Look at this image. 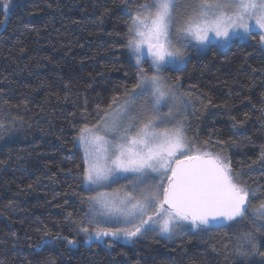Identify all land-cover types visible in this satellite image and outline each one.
<instances>
[{
    "label": "trees",
    "instance_id": "1",
    "mask_svg": "<svg viewBox=\"0 0 264 264\" xmlns=\"http://www.w3.org/2000/svg\"><path fill=\"white\" fill-rule=\"evenodd\" d=\"M151 2L12 0L5 15L0 0V264H264V234L251 216L235 227L167 236L92 234L91 193L75 141L134 88L129 20ZM258 40L190 49L182 66L166 67L163 76L186 103L193 146L225 156L240 182L264 199ZM141 65L150 71L147 60Z\"/></svg>",
    "mask_w": 264,
    "mask_h": 264
},
{
    "label": "snow or ice",
    "instance_id": "2",
    "mask_svg": "<svg viewBox=\"0 0 264 264\" xmlns=\"http://www.w3.org/2000/svg\"><path fill=\"white\" fill-rule=\"evenodd\" d=\"M2 7L5 15L10 13L12 0H2ZM128 33L127 47L138 69L134 88L119 102L115 115L98 112L95 125L79 130L85 146L84 186L94 193L88 197L91 214L86 218L89 223H98L97 217L116 222L122 218L131 225L97 229L96 238L131 239L156 230L170 235L182 224L200 230L235 227L250 216L264 234V199L240 182L225 156L194 147L182 123L167 127L166 117L174 115L171 107L165 114L160 111L174 98L162 69L178 65L186 55L174 39L184 41L185 47L191 39L199 45L215 41L224 47L258 34L264 47V0H186L183 5L179 0H153L139 5ZM144 45L151 58V75L140 67ZM112 103L117 104V99ZM260 159L264 160V150ZM113 184L120 186L101 191ZM248 243L256 248L253 240ZM68 244L75 242L68 240Z\"/></svg>",
    "mask_w": 264,
    "mask_h": 264
},
{
    "label": "rangeland",
    "instance_id": "3",
    "mask_svg": "<svg viewBox=\"0 0 264 264\" xmlns=\"http://www.w3.org/2000/svg\"><path fill=\"white\" fill-rule=\"evenodd\" d=\"M152 2H153V0H152ZM152 2H151V3H152ZM185 2H186V0H179V3H180L181 5H183ZM151 3H149V4H151ZM180 10L182 11L183 9H180ZM135 14H136V13H134L133 16H134ZM130 24H131V17H130V20H129V25H130ZM210 35H211V34H210ZM258 39H259V36H258ZM248 40H249V39H248ZM248 40H247V41H248ZM237 41L245 42V41H242V40H237ZM174 43L176 44L177 47L181 48V50L184 51V52L186 53V55H187V52L185 51V49H187V47H189V46H191V47H193V48H195V49L203 50V49L208 45V44H206V45H199V44H197V42H196L194 39H191V42L188 43L186 47L184 46V41H182V40H176V39H174ZM212 43L216 44L215 41H213ZM260 46H261V45H260ZM219 47H221V46H219ZM224 47H226V46H224ZM224 47H221V48H224ZM128 49H129V48H128ZM262 49L264 50V47H262ZM129 54H130V57H131L132 61H133V62L135 63V65L137 66V63H136V57H135V55L131 52L130 49H129ZM186 55H185V57H186ZM185 57H184V60H185ZM143 60H147V62H148V68H150V71H149V72L147 71V67H146V66H142V65H141L142 62H143ZM184 60H183L182 62H180L178 65H169V66H167V67H168V68H179L180 66H182ZM150 63H151V58H150V55L148 54V51H147V45H144V55H143V57H142V59H141L140 67H143V68H144V69H145V70L151 75L152 72H153V69L150 67ZM165 68H166V67H165ZM165 68H164V69H165ZM162 75H163V69H162ZM163 77H164V76H163ZM166 82H167V81H166ZM172 91H173V89H172ZM173 94H174V98H173L172 100L169 101L168 106H167V107H161L160 111H161L162 114H165V113L168 112L169 107H171L172 110H173L174 115H173L172 117H166V119H167L168 121H170V122L167 124V127H172L174 124H176V123H178V122H179V123H182L183 126H185V123H186L185 113H186V109H187V107H186V103H185V101H183V100L181 99V97H179L174 91H173ZM124 99H125V97L122 98L121 100H119V102H122ZM119 102H118L117 104H115V106H113V108L110 110V111H112L113 115H115V110L119 107ZM139 103H140V102L138 101V104H139ZM90 127H91V126H90ZM78 137H79V133H78V136H77V138H76L75 143H76V145L80 148L81 153H82V157H83V156H84V151H85V146L82 145V144L80 143V140H79ZM109 139H110V137H109ZM97 144H98L100 147H103V144H102L101 142L97 141ZM123 183H125V182H124V181H121V182H120V184H123ZM119 186H120V185H118V184H113V185H111V187H109V188H107V189H101V191H108V192H111V191H113L114 189L118 188ZM83 187L85 188V186H84V181H83ZM91 195H94V193H91ZM90 207H91V206H90V202H89L88 214H91V213H90ZM97 220L99 221L98 223H91V224H92V230H93L92 234H94V235H95L97 229H102V230H112V229H115V228L131 227V225H126V224L124 223V221H123L122 218L120 219L119 222H116V221H113V220H107V219H105V218H103V217H97ZM187 227L191 228L190 225L182 224V225H180L179 227H177L175 230L180 231V230H182V229H183V230L186 229ZM156 231H157L160 235H162V236H167V235H165V234L160 233L158 230H156ZM173 232H174V231H173ZM182 232H183V231H182Z\"/></svg>",
    "mask_w": 264,
    "mask_h": 264
},
{
    "label": "flooded vegetation",
    "instance_id": "4",
    "mask_svg": "<svg viewBox=\"0 0 264 264\" xmlns=\"http://www.w3.org/2000/svg\"><path fill=\"white\" fill-rule=\"evenodd\" d=\"M190 49H195V48L189 46V47H187V49H185V51L187 52V55H186L185 59L189 56V52H188V51H189Z\"/></svg>",
    "mask_w": 264,
    "mask_h": 264
}]
</instances>
